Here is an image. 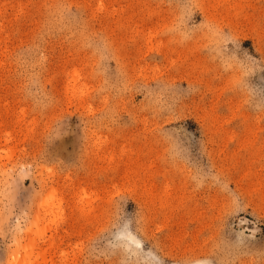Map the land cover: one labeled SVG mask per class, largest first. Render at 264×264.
I'll use <instances>...</instances> for the list:
<instances>
[{
  "label": "rangeland",
  "instance_id": "1",
  "mask_svg": "<svg viewBox=\"0 0 264 264\" xmlns=\"http://www.w3.org/2000/svg\"><path fill=\"white\" fill-rule=\"evenodd\" d=\"M23 263L264 264V0H0Z\"/></svg>",
  "mask_w": 264,
  "mask_h": 264
},
{
  "label": "bare ground",
  "instance_id": "2",
  "mask_svg": "<svg viewBox=\"0 0 264 264\" xmlns=\"http://www.w3.org/2000/svg\"><path fill=\"white\" fill-rule=\"evenodd\" d=\"M8 153V155H10L9 154V152H6V154ZM6 157V156H5ZM4 157V158H5ZM9 157V156H8ZM6 159H7V157H6ZM9 160H10V157H9ZM8 161V160H7ZM50 199H51V195H48V197L46 198V200L44 201V205H46L47 207H48V204L50 205L51 203H49L50 202ZM51 201H52V199H51ZM43 207V206H42ZM52 209H53V207H52ZM50 210V209H49ZM46 211H48V210H46ZM24 249V248H23ZM27 251H29V250H27ZM27 251H26V253L25 254H27ZM28 255V254H27ZM30 255H31V253H30ZM27 257V256H26ZM29 257V256H28ZM24 258V257H23ZM28 259V258H27ZM24 260H25V258H24ZM23 260V261H24ZM19 261V260H18ZM16 262H17V260H16ZM26 263H27V261H26ZM24 264V263H23Z\"/></svg>",
  "mask_w": 264,
  "mask_h": 264
}]
</instances>
